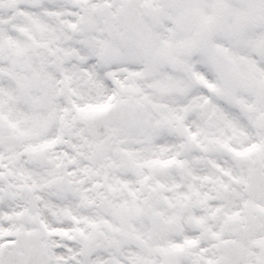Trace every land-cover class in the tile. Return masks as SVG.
<instances>
[{
    "label": "snow or ice",
    "instance_id": "obj_1",
    "mask_svg": "<svg viewBox=\"0 0 264 264\" xmlns=\"http://www.w3.org/2000/svg\"><path fill=\"white\" fill-rule=\"evenodd\" d=\"M0 264H264V0H0Z\"/></svg>",
    "mask_w": 264,
    "mask_h": 264
}]
</instances>
